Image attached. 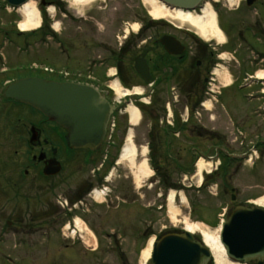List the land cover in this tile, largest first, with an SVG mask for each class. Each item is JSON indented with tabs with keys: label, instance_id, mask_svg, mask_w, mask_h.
Here are the masks:
<instances>
[{
	"label": "flooded vegetation",
	"instance_id": "1",
	"mask_svg": "<svg viewBox=\"0 0 264 264\" xmlns=\"http://www.w3.org/2000/svg\"><path fill=\"white\" fill-rule=\"evenodd\" d=\"M232 1V5L209 2L224 37L221 44L216 41L205 42L192 31L189 32L190 36L187 35L188 42L179 37L180 30L174 34L163 32L162 36H173L184 46L182 55L169 54L160 41L162 36L150 37L133 59L127 45L121 44L118 54L113 52L99 63L90 58L88 66L80 70L78 82L94 87L114 106L109 122L119 109L133 99H124L115 104L114 93L110 89L112 78L108 72H99L104 64L106 67L115 66V75L125 88H132L137 82L142 83L143 98H138L136 102L142 100L140 107L149 127L148 162L154 171L147 183L138 187L133 174L124 172L120 167L116 145L108 143V126L99 146L94 149L75 148L70 144L67 130L30 109L40 119L36 123L23 124V138L27 147L25 158L15 164L14 157L13 161L9 159L10 162H4L6 164L0 168V195L10 194L13 201L10 212L7 207L9 204L0 209V222L3 221L4 227L18 234L23 217L30 211L31 221L38 226L36 231L48 226L49 230L44 234L49 238L58 233L69 238L72 232L77 233L74 222L79 216L95 239L114 241L115 247L111 248V253L116 264H139L136 257L140 253V246L149 237L151 200H154L155 207L158 204L156 209L161 212L163 207L160 203L165 199L162 191L169 188L192 190L193 176L201 159L211 165L212 173L205 177L200 188L195 187L196 192L211 191L215 187L221 199L230 193L225 210L227 218L237 207L248 206V201L239 202L232 180L243 175L246 170H256L264 160V0ZM236 1L238 4L234 7ZM42 2L53 4L54 0ZM201 8L196 13H201ZM12 24L2 23L0 30ZM16 34L18 37L23 36L19 32ZM144 50L147 51L145 59L149 67V82L135 70V60ZM129 56L130 61L127 60ZM96 67L100 68L97 73ZM7 70H0V77L7 75ZM21 73L15 79L36 75L30 69L28 73ZM39 76L44 77L41 74ZM131 77H136L134 83H131ZM8 80H0L1 127L4 131L8 129L9 136L20 141V120L15 119L13 107L23 105L4 98L6 85L14 79ZM76 80L71 78L70 82ZM160 90L165 95L162 103L155 99ZM158 104H161L158 109L160 115L154 109ZM225 122L227 125L231 123V130L228 127V131L222 130L221 126ZM157 140L163 143V147L164 144L168 146L169 151L166 153L169 159L173 157V149L174 174L164 170L158 160ZM160 153L165 155L164 151ZM14 154L18 156V150ZM250 158L254 161L251 169L247 164ZM47 167L52 170L61 168V172L47 176L44 173ZM173 175H180V180H174ZM41 184L52 191L56 187H67L69 194L64 195L67 199L61 198L62 201L56 206H49L40 197L29 199L30 193L40 191L38 188ZM97 189L103 190L105 195L101 202H96L92 195ZM151 189L155 196L149 200L146 196ZM22 204H25V211L22 210ZM24 212L26 215L22 214ZM114 218L117 222H113ZM140 218L142 222L138 223ZM56 224L58 233L51 230ZM129 238L132 240L130 250L126 249ZM66 249L74 250L69 246ZM99 250L97 242V247L91 248L90 253L80 249L79 258L85 264L87 258L96 264V258L93 257ZM67 255L69 257L70 252Z\"/></svg>",
	"mask_w": 264,
	"mask_h": 264
},
{
	"label": "rangeland",
	"instance_id": "2",
	"mask_svg": "<svg viewBox=\"0 0 264 264\" xmlns=\"http://www.w3.org/2000/svg\"><path fill=\"white\" fill-rule=\"evenodd\" d=\"M62 1L63 0H61L60 4L58 3L59 0H54L53 2V4L55 3L58 5L54 21L60 24L59 34L54 32L52 27L56 22L54 23L53 19L49 16L47 9L45 10L44 7L41 6L40 0H32L41 14L42 23L44 21V24H42L43 27L36 32V35H31L30 33L32 32H27L24 36L18 37L16 33L19 31L18 24L22 20V16L18 12V9L13 10L6 6L3 0H0V24L13 22L12 26L8 28H2L3 26H1L3 30H0V70L10 69L7 75L4 74L0 77L1 81L15 79L19 77V74H23L21 72L28 73L29 67L33 64L40 68L51 67L57 70L66 67L70 72L72 71L74 73L88 66L90 58L96 59L99 63L104 61L109 55L111 56V54H114L113 52L118 54L121 44L127 45V50L132 52L130 55L133 59L138 55L141 48L144 46L143 44L148 41L150 37L158 38L162 36L163 32L174 34L178 33L177 31L180 30L179 37L188 42L189 37L187 35H191L187 29H178L168 21L153 20L149 12H147L148 10L144 8L141 0H92L90 3L85 5L80 4L78 6L74 5L72 2L71 4H67L65 1ZM237 4L238 2L236 1L234 7H236ZM14 21H16V23H14ZM148 23H153V25L147 26ZM128 25L132 27L138 25L139 30L137 34L131 32L130 36L125 40L123 39L125 36L124 30L129 27ZM141 32L142 35H139ZM127 60L130 61V56ZM104 65L101 71H99V67H96V73L98 71L108 72L110 68H113L112 66L106 67V63ZM92 69L95 71L94 68ZM41 75L49 78V75L45 73ZM134 80H136V77H131V83H134ZM132 88L143 89L142 83L137 82ZM164 96L163 91L160 90L155 99L157 102L160 100V103H162L164 101ZM136 100H138V98L133 99L134 105L141 106L142 100L138 102H136ZM3 102H5V100ZM160 107L161 104H158L154 108L156 109L157 115H160V113H158ZM124 109L119 111H123ZM13 114L15 115V119L20 120L18 123V131L22 134V137L20 141H18L14 139L12 135L9 136L10 133H8V129H6V131L2 129L1 122L3 121V117L0 114V159H2V161L0 160V168L6 164L4 162L13 161L14 159L12 158L14 157H16L14 161L15 164L25 158L24 153L27 151V147L23 138V124L28 125L33 122L36 123L40 119V116H37L25 106H14ZM141 115V121L136 127H131L129 124L128 114L119 113L116 115L118 126V130L115 134L116 150L120 148L121 151L131 129L134 136V143L139 150L140 156L138 159H143L141 153L144 147L147 148V154L144 158L148 160L149 149L147 145V132L149 127L144 119V115ZM221 127L223 131H228L231 128V123L229 122L227 125L225 122ZM227 127L230 128L226 129ZM15 144L16 146L14 147ZM155 146L159 147L157 157L163 164V169H167L170 174H174L172 173L175 166L173 149H171V155L173 157L169 159L166 153V151H169V148L166 144H164L163 147V143H159L157 140ZM16 150L19 152L18 156L14 154ZM163 151L165 155L160 153ZM174 151H176L175 148ZM118 154L120 155V152ZM148 163L151 169V178L154 171L151 168V163ZM120 167L124 169V172H131L134 176L133 171L127 166L122 165ZM256 170L254 169L251 172L246 170L243 175L234 177L232 180V185L235 188V193L239 198V202L248 201L254 203L257 199L264 198V160H262V164L259 165ZM172 177L174 180L176 179L177 182L180 180V175H173ZM205 177L206 176H204V179ZM150 178L143 180L141 186L147 183ZM57 180V183L60 184L59 179ZM189 183L188 181L187 184ZM213 186L214 185H212V187ZM37 187L36 185V189ZM38 189H40V191H33L30 193L29 199L40 197V199H42L44 203L49 204V206L59 205L58 203L62 201L61 198L66 200L67 198L64 197V195L69 194L67 187L63 186L56 187L52 191L47 189V186L41 184ZM196 190L195 186H193L192 190L185 189L177 191L175 203L181 210L179 216L180 223L172 222L168 214V197L171 191H176L174 188L169 191H162V193L165 194V199L160 203V206L163 207L161 212L156 209L158 204L155 207L154 200H151L150 204L152 208H150L148 216L150 226L149 237L145 243L140 246V253L136 257V262L138 260V263L141 264L142 252L148 246L152 238H158L164 232L182 231L183 225L181 221L183 218H187L190 222H201L205 224L206 228L211 233L214 234L216 232L217 227L221 225V221L223 220L221 215L224 213V210H222V208L226 209L229 203L230 193L222 200L221 195L215 196L219 193L215 187H213L211 191L208 189L200 193H197ZM154 194V190L151 189L146 197H148L149 200L153 199L155 196ZM157 200L158 197L156 196L155 201L157 202ZM12 202L10 194L0 195V209L5 208L9 204L7 207L8 212H10ZM198 206L204 209H200ZM22 210H26L25 204H22ZM22 214L26 215V212ZM55 218L57 217L55 216ZM76 218L81 219L79 216ZM224 219L225 221L227 220L225 217ZM53 220L54 218L51 220V223ZM59 221L58 219V223L61 224ZM113 222H117L116 218L113 219ZM137 222L141 223V218L138 219ZM57 226L58 224H56L53 229L51 228V230L58 233L59 229ZM37 227L38 226H35L30 219V211L27 212L26 217H23L20 224V232L18 234H14L12 229L5 228L3 221L0 222V264H85L84 261H81L79 258V250L82 249L83 251V249H85L88 251L86 253H90L89 251L91 248L97 247V242L100 250L96 252V254H94L96 256L93 257L94 259L96 258V264H116L111 253V248L115 247L114 241L95 239L86 229L84 223H82V235L87 238L85 244L80 241L78 237H75V239L64 238L60 233L53 238H49L44 234L47 232V229L49 230L48 226L39 230L43 234L35 230ZM196 236L201 239L199 234H196ZM127 243L128 246L126 249L130 250L132 247V240L130 238L127 239ZM67 246L74 250L67 251ZM69 252L70 255L68 257L67 254ZM91 255H93V253H91ZM87 257L88 256H86V258ZM89 261L90 259L87 258L86 264H95V262Z\"/></svg>",
	"mask_w": 264,
	"mask_h": 264
},
{
	"label": "water",
	"instance_id": "3",
	"mask_svg": "<svg viewBox=\"0 0 264 264\" xmlns=\"http://www.w3.org/2000/svg\"><path fill=\"white\" fill-rule=\"evenodd\" d=\"M14 8L30 0H6ZM172 9L194 11L203 0H160ZM167 52L180 55L184 47L175 38L160 39ZM146 50L136 58L135 70L150 81ZM5 97L27 105L64 128L75 148H96L105 136L114 107L92 86L60 83L40 78H23L7 86ZM35 141V138H33ZM60 168L45 169L46 175H56ZM220 240L229 259L264 264V208H237L222 226ZM152 264H208L209 249L189 232L167 234L153 246Z\"/></svg>",
	"mask_w": 264,
	"mask_h": 264
},
{
	"label": "bare ground",
	"instance_id": "4",
	"mask_svg": "<svg viewBox=\"0 0 264 264\" xmlns=\"http://www.w3.org/2000/svg\"><path fill=\"white\" fill-rule=\"evenodd\" d=\"M72 3L76 6L85 5L90 3L92 0H71ZM216 1V0H211ZM145 7L148 9L150 17L155 20H165L173 24L178 29H187L188 31L195 32L199 38L205 42L216 41L218 43H223L224 37L217 26L216 15L213 12L209 3L205 4L201 13H196L195 11H185L181 9H172L165 5L160 0H142ZM229 3L232 5L233 1L229 0ZM54 7H49V12L54 13ZM18 12L22 16V20L19 23V30L21 32L27 33L37 30L41 26V17L37 7L33 4L32 0L25 3L18 9ZM55 30H59L60 24L56 22L53 25ZM139 30L138 25L133 26V31L137 33ZM114 72L111 71L110 75ZM263 75H260L262 77ZM111 88L116 93L118 99H122L128 95L141 96L143 90L141 88H134L132 90H125L122 86L113 82ZM124 113H127L129 116V122L131 126L136 127L141 121V113L134 104L130 103L125 107ZM132 130L129 132L125 145L121 151L119 158V164L127 166L130 170L133 171L135 176V182L138 187L141 186L143 180L151 176V171L148 167L146 158V148H142L141 157L139 158V150L134 143ZM204 172L211 171V165L204 160H200L197 164V173L195 179L197 180V185H200L202 182V174ZM101 196L97 197V200L101 201ZM176 192L171 191L168 198V214L172 222H179V216L181 213L180 207L176 205ZM256 206L264 207V198H259L254 201ZM180 223V222H179ZM181 224L191 234L201 235L206 247L211 251L215 264H241L231 261L226 253V249L221 243L220 232L221 225L216 229V232L211 233L201 222H190L187 218H183ZM77 227L82 230L80 221L76 222ZM86 240L87 238L83 237ZM154 238H152L148 246L143 250L141 256V264H148L151 259L152 246Z\"/></svg>",
	"mask_w": 264,
	"mask_h": 264
}]
</instances>
